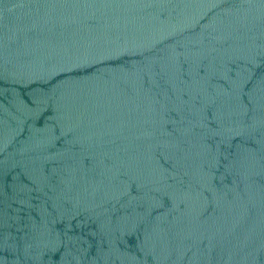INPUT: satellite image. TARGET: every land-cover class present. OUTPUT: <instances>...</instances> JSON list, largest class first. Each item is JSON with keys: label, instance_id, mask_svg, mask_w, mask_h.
<instances>
[{"label": "water", "instance_id": "water-1", "mask_svg": "<svg viewBox=\"0 0 264 264\" xmlns=\"http://www.w3.org/2000/svg\"><path fill=\"white\" fill-rule=\"evenodd\" d=\"M0 264H264V0H0Z\"/></svg>", "mask_w": 264, "mask_h": 264}]
</instances>
